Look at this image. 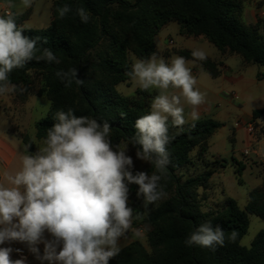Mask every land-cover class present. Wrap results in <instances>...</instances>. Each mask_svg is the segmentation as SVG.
Returning <instances> with one entry per match:
<instances>
[{
	"label": "trees",
	"instance_id": "trees-1",
	"mask_svg": "<svg viewBox=\"0 0 264 264\" xmlns=\"http://www.w3.org/2000/svg\"><path fill=\"white\" fill-rule=\"evenodd\" d=\"M243 1L55 0L52 22L45 29L23 27L29 13L13 15L26 36L39 37L37 57L44 49H50L60 60L57 64L34 58L9 74L11 83L25 90L31 86V71L45 73V92L52 105L35 125L36 139L46 137L48 128L56 122L57 111L71 109L76 116L95 118L100 124L109 123L113 147L128 143L137 151L140 146H134L132 140L136 134L135 121L150 112L155 93L139 89L136 96L127 97L117 87L131 80L127 75L132 68L129 53L138 58L157 55L155 37L170 22H178L183 34L204 36L220 51L239 54L246 63L264 68V35L260 33L264 20L246 25L242 20ZM64 5L71 11L60 18L58 9ZM81 7L90 14L88 23H82L77 15L76 10ZM177 53L185 59L196 60L213 77L220 74L218 64L209 58L194 59L192 52L186 50ZM70 69H78L83 85L73 80L66 87L56 76L57 71ZM259 77L264 78V73ZM262 115L264 109L253 113L254 119ZM168 123L171 139L166 147L170 162L163 173H157L162 176L160 185L168 197L144 214L137 208L133 211V224L146 231L151 251L136 241L121 249L109 264H264V230L257 234L250 247L242 245L250 227V215L264 220V181L249 192L244 209L235 199L228 198L221 209L205 211L207 196L201 191L209 188L211 173L183 180L178 172L193 163L192 153L197 148L200 156L207 151L208 139L222 124L211 118L181 127ZM20 137L25 146H30L29 152L34 153L33 138L27 133ZM244 169L245 165L239 163L238 176ZM144 172L149 175L157 172L154 163L150 162ZM136 189L138 185L134 184L132 190ZM205 222L224 230L225 244L212 249L186 246L185 239ZM233 231L237 233L234 242L228 239Z\"/></svg>",
	"mask_w": 264,
	"mask_h": 264
},
{
	"label": "clouds",
	"instance_id": "clouds-1",
	"mask_svg": "<svg viewBox=\"0 0 264 264\" xmlns=\"http://www.w3.org/2000/svg\"><path fill=\"white\" fill-rule=\"evenodd\" d=\"M22 2L30 7L32 0ZM70 11L64 5L58 9L59 17L64 18ZM76 11L82 23L89 22L85 8ZM38 40L26 36L11 13L0 16V95L15 91L9 74L34 58L60 63L50 49H44L39 57L35 55ZM192 56L207 59L202 49L193 50ZM187 63L182 56L166 61L153 53L135 59L127 73L140 89L158 90L150 112L135 121L136 134L132 138L134 146H140L137 158L154 163L157 172L133 174L128 147H113L109 123L76 116L71 109L57 111L56 122L48 128L42 146L35 153L25 146L20 170L4 173L5 182L0 183V245L26 243L37 259L49 264H109L121 251L120 238L126 237L132 227L134 209L128 204L129 185H138L137 196L145 205L166 195L160 185L162 176L157 173H163L170 162L166 147L171 139L169 119L176 127L187 123L182 101L193 106L191 119H198L195 107L204 102V95L196 88V78ZM56 76L66 87L73 80L84 83L78 69L57 71ZM46 232L51 240L45 239ZM236 238L235 231L228 237L233 242ZM40 243L44 244L42 256L37 247ZM184 243L212 249L225 244V232L219 225L205 222ZM12 251L11 247H0V264H25L24 259H11Z\"/></svg>",
	"mask_w": 264,
	"mask_h": 264
},
{
	"label": "crops",
	"instance_id": "crops-1",
	"mask_svg": "<svg viewBox=\"0 0 264 264\" xmlns=\"http://www.w3.org/2000/svg\"><path fill=\"white\" fill-rule=\"evenodd\" d=\"M54 1L32 0L31 6L26 7L22 0H0V16H3L6 12L12 15L29 13L23 27L45 29L50 26L53 19L52 7ZM260 19L264 20V0H244L242 2L243 22L246 25H256ZM171 26H173L172 30L176 38L172 35L162 38L163 31ZM263 32L264 27L261 26L260 33L264 35ZM159 39L165 41V45L162 47L158 44ZM171 39L175 41L174 47L168 46ZM155 43L158 50L157 56L164 58L166 61L173 56H180L177 51L186 50L192 52L195 49H202L207 53V58L218 64L220 74L217 77H213L196 60L186 59L187 62H192L187 63V66L196 78V88L204 95V102L195 107V111L198 113V119L196 120L211 118L222 124V127L217 129L208 139V148L203 155L200 156L198 154V148L192 153L193 163L190 166L198 174L211 173L209 188L201 191L202 194L207 196L204 207L207 206L208 209L213 210L221 209L228 198H233L228 192L226 184V179L228 178L227 170L229 168H232L234 174L238 175L236 171L239 163H242L245 165L244 172L248 171L251 175L254 174L257 178H260L262 183L259 186L264 181L261 175L262 169H264V133L260 139H256L255 133L251 134L248 130L249 125L254 127L264 126V115L257 119H254L253 116L254 111L264 109V78L259 77V75L264 73V68L257 64L246 63L239 54L220 51L204 36L183 34L178 22H170L166 25L156 35ZM130 83L131 80L125 82L127 85ZM139 89L138 86L134 88L128 86V90L121 94L127 97H134ZM149 91L155 93V96L158 95L157 89H149ZM169 91L174 92L177 90L170 89ZM15 93L16 91H13L0 95V113H5L4 111L8 107H14L13 96H15ZM26 103H21L22 105L20 104L19 108ZM182 104L187 121L185 124L196 121L192 120L190 116L193 106L184 101H182ZM10 132L11 130L6 125L0 123V183L5 182V172L14 174L22 167L21 155L24 152L25 145L17 141ZM14 134L20 137L17 131ZM32 138L36 143V137L32 136ZM246 150H249L248 155H245ZM217 190H221L223 200L220 198L218 200ZM250 191H238V196L233 198L238 202L241 209H244L248 204ZM239 199L242 200L240 201ZM137 232L139 235H137ZM45 239L51 240L52 237L46 232ZM136 241L141 242L147 248L146 231L135 227L132 219L131 229L126 233V237L120 238L119 244L121 249H123ZM0 247H11L13 249L11 253V259L13 260L24 259L25 264H49V261L37 259L29 251L26 243L12 241L0 245ZM37 247L42 256L44 244L40 243ZM57 251H59V247Z\"/></svg>",
	"mask_w": 264,
	"mask_h": 264
},
{
	"label": "rangeland",
	"instance_id": "rangeland-1",
	"mask_svg": "<svg viewBox=\"0 0 264 264\" xmlns=\"http://www.w3.org/2000/svg\"><path fill=\"white\" fill-rule=\"evenodd\" d=\"M127 1L134 3L136 0H127ZM172 27L173 26H171L167 30H164L161 37L165 38L168 35H172L174 36V38H176V35L172 30ZM158 44L162 47L163 45H165V41H161L159 39ZM135 59H138V57L134 55L132 52H130L129 61L131 63V66L134 63ZM188 63H192V62H188ZM30 76H31V86L29 88H25V90L22 89L21 86H16L15 88L16 93L15 96H13V104L15 108L8 107L4 111L5 113H0V121H2L0 123L6 125L11 130L10 134H12L16 138V140L19 141L20 143H23L22 140L20 139L19 136H16L17 134L15 135L14 132L17 131L18 135L20 136L22 134L27 133L31 137L32 136L36 137L35 125L38 121H40L47 115L52 105L50 97L45 92V83H46L45 73H41L39 71H31ZM128 86L130 88H134L137 85H135L131 81L129 85L124 83V84H120L119 88L118 87L117 88L120 93H123L126 90H128ZM25 102L27 103L23 105L21 108H19V105ZM263 131H264V126H255V138L260 139L263 134ZM42 141L43 140L36 139L37 150L39 147L42 146ZM125 145H127L128 147L127 154L132 157L134 162V168L132 169L133 174H135L136 171H144L147 167H149L150 162L138 159L136 156V150L133 149L128 143H123L120 146L124 147ZM197 174L198 173H196V170L194 168L192 169L191 166L186 167L178 172V175L181 176L183 180H186L189 177L196 176ZM227 175L228 178L226 179V184L228 186V192L232 195L233 198L238 196L237 195L238 191L245 192L252 189H256L262 183L260 178H257L254 174L251 175L248 171L246 172L242 171L241 176H238L234 174L232 168H229L227 170ZM261 175L264 178V169H262ZM133 185L134 184L129 185L128 204H130V207H132L133 209L137 208L142 214L151 211L165 198L168 197V195H166L162 199L156 201L155 203L145 205L143 202V198L137 196L138 189L132 190ZM217 197L218 200L219 198L221 200L224 199L223 196L221 195V190H217ZM239 200L241 201L242 199ZM204 210L208 211L209 209L207 206H205ZM261 230H264V220L257 216L251 215L250 227L248 233L242 239V245L245 247H250L253 240ZM143 242L146 243L145 241ZM147 248L149 251H151V248L149 247L148 244H147Z\"/></svg>",
	"mask_w": 264,
	"mask_h": 264
},
{
	"label": "built area",
	"instance_id": "built-area-1",
	"mask_svg": "<svg viewBox=\"0 0 264 264\" xmlns=\"http://www.w3.org/2000/svg\"><path fill=\"white\" fill-rule=\"evenodd\" d=\"M9 12H6L5 13V15H7ZM174 45H175V42H174V40H170L169 41V46H171V47H174ZM248 130H249V132L251 133V134H254L255 133V127L253 126V125H249L248 126ZM249 154V150H246L245 151V155H248Z\"/></svg>",
	"mask_w": 264,
	"mask_h": 264
}]
</instances>
